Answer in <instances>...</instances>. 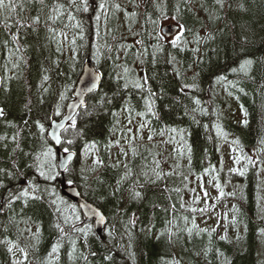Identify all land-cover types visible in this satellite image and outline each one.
<instances>
[{"label":"trees","instance_id":"obj_1","mask_svg":"<svg viewBox=\"0 0 264 264\" xmlns=\"http://www.w3.org/2000/svg\"><path fill=\"white\" fill-rule=\"evenodd\" d=\"M139 1L135 0V3ZM96 2L99 3V0ZM118 2L124 8L128 7L129 13L137 12V16L129 19L124 12H120L116 19L108 21L109 29H117L112 34L116 36L115 40L112 39V35H104L102 18L100 38L97 40V21L93 12L80 15L85 39L77 40L78 52L75 54L67 46L65 47L64 54L58 57L60 61L58 68L52 64V60L57 58L55 44L47 43L45 30L41 26L38 34H33L29 30L30 34L21 41L27 49L26 51L22 49L27 65H22L19 70H11L8 50L2 43L6 33L0 29L2 77L0 106L4 109V116L0 119V136L9 137L7 141H0V168L12 170L14 163L20 167V172L14 178L0 174V180L7 186L6 189H0V203L4 202L7 191L20 189L21 186H26L29 180H36L41 188H54L57 197L62 198L68 205L75 206L80 221L84 225H92V231L86 243L80 238V234H71L77 239V253L73 256L69 255L72 253L69 239H64L59 256L60 264H86L84 260L75 258L79 252L89 256L90 264H174L175 261H179L180 264H264V234L261 231L264 230V218L260 216L256 200L258 183L256 173H254L253 189L247 192V186L239 196H234L233 210L236 217L233 220L229 218L225 220V230L221 229L222 222L212 228H208L207 224L200 225L196 222L200 228H208L209 231L215 228V231L211 232V237L208 233L193 237L181 233V239L175 243H169L165 237L160 236L161 232L170 227L168 221L175 217L179 226L184 228L183 216H188L190 219L194 216L196 220L201 215L200 212L192 213L189 209L180 207L179 197H184L186 187L181 183L179 176L168 178L166 181L169 189L181 188L179 194L174 191L165 192L163 184L145 185L144 188L138 189L143 193V198L132 200L129 180L124 182L119 192L112 195L116 191L117 180L122 175L123 168L111 166L117 161L116 148H112L111 158L108 157L105 148L114 136L111 130L116 118L111 113L119 112L123 106V97L113 98V90L116 88L114 77L120 69L114 67L113 61L108 59L110 54L103 49L100 59L96 57L98 43L103 45L105 40L113 48L117 43L124 42L126 46H131L133 43L130 41L143 40L144 46L152 52V46L157 43L156 36H159V43L162 44L164 51L157 54L155 64L148 62L142 66L138 60L133 62L131 52L127 53V60L129 66L135 68L137 73L143 74L141 67L147 71L151 77L149 84L158 94L156 110L160 120H153V127L160 124L162 129L176 127L185 130V137L192 147L191 173L201 175L207 169L211 171L213 164L220 163L219 146L224 140L215 135L217 123L221 124L228 134H232L231 137L234 136V139L241 141L237 148L241 149L242 146L256 148L264 162V151H262L264 149L262 143L264 141V0H222L223 7H220L216 0H155V3L153 0H143V2L141 0L142 7L138 9L130 0H118ZM155 4H162L166 15L161 16ZM178 6L179 12H177ZM29 14L25 13L26 16ZM147 16H151L157 24H153L146 18ZM165 23L184 25L189 29L184 33V39L189 41L193 38V32L201 37L211 33L214 39L202 40L199 53L192 52L191 49L196 47L193 43H189L184 51H180L172 48L171 43L167 42L169 39L162 35L161 29L164 26L162 28L161 26ZM129 26L132 28L131 32L128 31ZM137 32L140 33L139 36L135 35ZM71 35L72 33L69 32V37ZM139 47L136 46L133 51L138 50ZM170 54L176 56V66L179 67L182 78L175 76L173 64L167 62ZM74 55L75 60L72 59ZM88 58L102 75L99 89L86 99L89 111L91 112L93 105L98 104L97 97L105 93L109 98H113V103L103 111H95L88 116L83 115V107L78 111L80 114L78 126L84 128V139L77 140L74 145L69 146L71 151L77 154L76 159L69 166L72 169L71 173L65 172L63 176L60 174L52 182L44 181L42 178L37 179L38 174L35 169L29 167L32 158L30 155H25V153L34 154L40 148L41 142L35 121L40 120L48 127L49 121L46 117L59 120L64 116L67 105L74 99L78 79ZM124 58L125 53L118 63H123ZM146 59L151 61L152 58L149 55ZM246 59L254 62L247 74L240 69V65ZM42 67L49 69L48 74L51 77L47 93L42 92L39 87ZM9 77L13 78L9 79ZM220 77L226 79L218 82ZM193 79L198 85V90L191 93H187V90L181 92V84L184 82L191 84ZM65 86L69 89L67 92L69 99L64 102L63 115L55 116L59 93L64 91ZM225 93H231L239 102L243 113H247V124H243V127L238 126L235 130L230 127L229 116L225 111ZM131 95L132 103L137 105L138 110H143L140 95ZM196 98L200 99L202 106L207 109V115L191 112V109L196 107L193 103ZM186 111L188 114H185ZM193 115L198 123L193 121ZM120 123L123 126L121 120ZM204 125H208V128L206 129ZM17 132L23 152L13 151L15 144L10 138ZM65 135L71 136V129L67 133L62 132V136ZM146 139L147 137L143 142L137 141L140 152L147 155L144 147L153 148L155 144L157 147L153 148V151L160 153L164 151L160 157L164 161L163 157L168 154V148L157 143L148 146L149 141L145 142ZM49 141L52 143L50 138ZM91 141L97 143L98 152L104 160V167L95 172L90 171L92 162L86 165L83 159V149ZM143 162L137 158L132 163L139 171V165ZM247 167L255 170L251 165ZM182 170L184 175L189 174V164ZM69 179L72 180L71 184L68 183ZM23 181L25 184L22 185ZM64 183L78 187L83 197L97 206L106 216L107 222L101 239L94 230L93 222L86 220L78 206L62 196L61 189ZM221 200L220 198L217 201ZM171 204H176L175 214L171 210ZM60 207L63 208L64 205ZM68 214L72 215L71 210ZM133 214L137 224L132 236L129 237L124 231V225ZM55 219L53 209L47 200L29 201L27 207L17 201L11 209L5 206L0 210V240L18 239L21 246L32 244L34 241L29 239L30 233L23 230L31 227L32 232H35L37 225H40L42 235L38 250L29 249V264H40L59 238L53 227ZM187 227H191V224L189 223ZM231 228L234 229L227 231ZM110 230L113 232L112 237L108 234ZM221 236H226L227 239L221 240ZM7 247L6 244L0 243V264H13L15 259H21L18 251L9 253ZM91 252H95L96 255L91 256ZM108 255L112 256L111 261L103 259Z\"/></svg>","mask_w":264,"mask_h":264},{"label":"snow or ice","instance_id":"obj_2","mask_svg":"<svg viewBox=\"0 0 264 264\" xmlns=\"http://www.w3.org/2000/svg\"><path fill=\"white\" fill-rule=\"evenodd\" d=\"M134 4L135 8H140L141 3H135V0H130ZM143 2V0H142ZM155 3V0H153ZM216 3L223 7L222 0H216ZM156 9L160 12L161 16L166 15L164 7L162 4H155ZM98 10V11H97ZM92 11L95 15V20L97 21L96 27V37L97 40L100 38V21L103 18L104 24V35H112L117 29H109L108 21L110 19L114 20L117 18V14L124 12L125 16L129 19L137 16V12L133 11L129 13L126 8H124L118 0H99V3L96 0H0V29L6 33V38L3 40V47L8 50V61L11 63V70H19L21 66L27 65V60L25 59L23 51H26V47L21 43V41L29 35V30L31 33L38 34L40 27L42 26L45 30L46 36L45 39L48 44H55V52L57 58L52 60V64L55 67H59L60 61L59 56L64 54L65 47L67 46L74 54L78 52L77 40L83 41L84 36V27L80 15ZM177 12H179V6L177 7ZM25 13H30L25 15ZM34 13V14H31ZM148 20H151L153 24H157L156 20H153L151 16L146 17ZM57 25H62V27H57ZM180 33L171 41V47L184 51L186 46L189 43H193L196 47L192 48L194 54L199 53V45L202 40H212L214 37L209 33L206 37H201L198 33L193 32V38L191 41L184 39V33L189 31L184 25H179ZM129 32L132 31L131 26L128 29ZM69 32L72 33L69 37ZM23 33V35H22ZM136 36H139L140 33H135ZM112 39L115 40L116 36L112 35ZM157 43L154 44L152 52H149L148 47L144 46L143 40H136L135 43L131 46H126L123 43H117L115 48L109 45L105 40L103 45L98 43L96 49V57L99 60L102 56L103 51L109 53L108 59L113 61L114 67L119 68L120 71L115 73V82L116 88L113 90V98L117 96L123 97V106L119 112H113L115 119L114 126L112 128V134L115 136L119 133V137L115 140H110L105 148V151L109 158L112 155V148L118 149V157L116 163L112 164V167L123 168V173L117 180L116 191L112 193L115 195L116 192H119L123 187L125 181H131L129 186L130 189V198L132 200H140L143 198V193L138 190L144 188L145 185H157L163 184V190L165 192L174 191L179 194L182 189L179 187L169 189L167 187L166 181L168 178L179 176L181 178V183L187 187L189 181V176L184 175L183 167L181 163L182 160L187 156L189 161V174L191 173V155L192 147L188 143L185 137V130L177 129L176 127H166V128H156L153 129V120L159 121L160 116L156 110V99L157 93L152 90L149 80L151 77L147 74V71L141 67V73H137L136 69L130 67L127 60V53L131 52L133 57V62L136 60L140 61L143 66L145 63L155 64L157 61V54L163 53L164 49L160 41V37L156 36ZM136 45H139V49L133 51L136 48ZM47 46V45H45ZM121 52L125 53V58L123 63H118L121 60ZM151 56V61H148L146 58ZM75 60V55L72 57ZM170 64H173V72L176 77L182 78V73L180 72L179 67H177V58L175 55L169 56L167 61ZM199 62V61H197ZM251 59H246L241 65L240 69L247 74L248 70L253 65ZM48 68L42 67L41 83L39 85L42 92L47 93L51 79ZM13 77H9L12 79ZM99 77H93V81L88 91L92 92L94 89H97L99 86L96 84V80ZM226 77H220L219 81L225 80ZM2 83V81H0ZM234 87V86H233ZM187 90V93H191L198 90V85L193 79V83L189 84L184 82L181 84L180 91L184 92ZM242 90V89H241ZM69 89L67 86L64 87V91L59 93L58 102L55 108V116H62V108L65 106L64 102L69 99L67 92ZM186 93V94H187ZM139 94L140 100L143 102V110H138L137 105L132 103V95ZM163 92H161V95ZM231 95V93H229ZM113 98H109L107 93L97 97L98 104L93 105L91 112L88 109V106L83 100L80 101L78 105L74 107H83V115H91L95 111H103L108 105L113 103ZM41 102H43V96L40 97ZM193 103L196 107L191 109L192 113H200L202 115H207V109L202 106L201 100L196 98L193 100ZM27 107V106H26ZM186 107V106H185ZM185 114H188L187 111ZM80 114H68L64 123H57L49 117L46 119L49 121L48 127L45 126V123L40 120L35 121L36 127L39 133L40 139V148L38 152L34 154L25 153V155H30L32 158V164L29 167L35 169L38 174V178H42L44 181L52 182L57 179L60 175V172L57 170L59 165L57 163L58 155L55 146H60L64 153L67 155V159L64 163V171L71 173L72 169L69 167L71 159L73 157V152L69 146L74 145L77 140L84 139V128L83 126H78V117ZM123 115L126 124L121 125L120 116ZM247 115V113H245ZM4 116V109L0 108V117ZM193 121H196L195 115L192 116ZM27 123V121H25ZM245 125L247 121L244 122ZM207 129L208 125H204ZM49 129H52L50 132ZM71 129V136H62L61 130L64 133H67ZM145 129L148 130L147 140L152 142L157 136L161 137V143L172 144L174 152L175 163L169 166V170H164L162 167L163 161L161 160V153L153 151V148L157 145H153V148L147 146L144 147V152L147 155H144L140 152V145L137 141L143 142L145 137L143 135ZM215 135L218 138H222L225 142H228L229 134L226 132L221 124L217 123L215 125ZM19 133L11 136L12 143L15 144L14 152L20 151L23 152V149L20 147L18 141ZM50 140L53 143H50ZM166 137V138H165ZM9 140L8 136H0V141ZM126 141V143H122ZM233 145L231 151L233 153L237 152V147L240 142L239 140L233 139L230 141ZM264 143V141H262ZM67 145V146H65ZM6 146V145H5ZM84 156L90 158L92 164L90 166V171L95 172L101 167H104V160H102L98 154V145L95 141L87 143V146L84 147ZM264 151V149H262ZM123 157V159H120ZM131 157V161L129 160ZM137 158L144 161L139 165V171L136 167L133 166V163ZM234 163L239 165L243 159H246L248 165L255 166L257 161L252 157L245 158L243 155L233 156ZM213 171L215 169H212ZM83 171V169H82ZM232 172H236L239 175H245L247 169L241 170L240 168L230 169ZM20 172V167L18 164H13V169L8 170L0 168V174H3L6 177L14 178L17 173ZM218 179V177H217ZM202 181V178H201ZM68 183L71 184L72 180L69 179ZM6 185L0 180V189H6ZM214 187L218 189L219 195L217 199L223 198L225 196L224 190L219 183H215ZM201 189L203 198L205 199L204 207H190L192 213L200 212L202 214L207 213L211 208V205L208 203L209 193L206 189H203V184L201 183ZM193 193V204H198L201 196L197 194L196 189H189ZM234 195V194H233ZM180 199V207L185 208V203L182 196ZM47 200L50 206L53 209V213L56 217L53 222V227L58 234V239L56 243L51 247L50 252L47 257L42 259L40 264H60L59 256L62 248V242L65 238L69 239L72 253L70 256H73L77 253V239L74 238L71 234L78 233L80 238H82L85 243L87 242V237L92 231V225H84L80 221V215L77 212L74 205H68L66 201L62 198L56 196L55 189L44 187L41 188V185L36 180H29L27 186H21L20 189H12L6 192L4 202L0 203V210L5 206L9 209L12 208L13 204L17 201L23 203L25 207L28 206L29 201H45ZM64 205V207H60ZM69 210H71L72 215H69ZM171 210L173 214L176 211V204H171ZM182 220L184 221L185 227L181 228L177 223L175 217L172 220H169L170 225L165 231L160 233V236L165 237L169 243H175L181 239V233H185L189 237L194 235H199L202 233H208L211 237V232L215 231L213 228L209 231L208 228H200L196 223L195 217L191 219L188 216H183ZM235 223V221H233ZM191 224V227H187L188 224ZM137 224L135 219V214L129 219V221L124 225V231L132 236L133 229ZM152 227V226H150ZM67 229V231H66ZM143 230V229H142ZM7 231V228H5ZM23 231L29 232L30 237L34 243L26 244L21 246L19 240L16 241L10 239L0 240V243L6 244L7 251L9 253L19 252L21 259H15L13 264H29V249L32 251L38 250L40 243L42 228L40 225H37L36 231L32 232L31 227L25 228ZM264 234V230H261ZM109 236H113V232L109 231ZM221 240H226V236H221ZM131 243V241H130ZM91 256H95V252L90 253ZM134 255V253H130ZM222 255V253H221ZM76 259H82L86 264H90L89 256L85 255L83 252H79V255L75 257ZM108 261L112 260V256L108 255L103 257ZM174 264H180L179 261H175Z\"/></svg>","mask_w":264,"mask_h":264},{"label":"rangeland","instance_id":"obj_3","mask_svg":"<svg viewBox=\"0 0 264 264\" xmlns=\"http://www.w3.org/2000/svg\"><path fill=\"white\" fill-rule=\"evenodd\" d=\"M141 3V0L139 1ZM142 7V3H141ZM127 11L129 10L128 7H126ZM173 23V22H171ZM170 23H165L161 26V28L165 25H168ZM176 37V36H175ZM175 37L169 39L167 42L171 43ZM123 41V40H122ZM136 40L130 41V43H135ZM123 44H125L123 42ZM138 46V45H136ZM121 56H124V53L121 52ZM226 98L224 99L225 102V111H227V115L229 116L228 120L230 121V127L232 130H235L239 127H243L242 125L245 124L244 122L247 121L246 115L243 113V110L239 104V102L228 93H225L224 95ZM225 114V113H224ZM120 120L122 121V124L125 125L126 121L123 117V115L120 116ZM156 128H161V125L158 124L156 127H153L155 130ZM162 129V128H161ZM148 130L145 129L143 135L144 137L148 136ZM228 142H223L220 144V156L221 160L219 164H213L214 171L211 170L205 171L201 175H195V174H186L189 176V181L187 187L185 188L183 201L185 203V208L190 209V207H204L205 206V199L202 195V189H201V183L203 184V189H206L209 193L208 197V203L211 205V208L207 213H204L199 216V218L196 219V222L200 225L207 224L208 228H212L216 225L218 226V223L222 222L221 229H226V223L225 220L227 218L233 220L236 217L234 209L235 201L234 196H239L240 193H242L246 187L248 186L247 192H250L253 189V180H254V173H256L257 176V203L260 209V216L264 218V162L261 159V153L260 155L257 152L256 148H253L252 146L244 147L242 146L241 149L237 148V152L233 153L231 151L233 145L230 143L231 140L234 138L231 137L232 134H229ZM119 137V133L117 135L113 136L111 139L115 140ZM161 138L156 137L154 141L148 142L146 139L145 142H148V146L157 143L159 146H166L168 148V154L164 156L165 159L163 161V168L164 170H169V166L173 165L175 163L174 160V152L172 144H164L161 143ZM240 141V140H239ZM241 142V141H240ZM122 143H126V141H122ZM243 143V140H242ZM166 148V149H167ZM244 150V151H243ZM118 151V149H116ZM162 154L164 153L161 152ZM100 158V153L98 152ZM243 155L245 158L252 157L255 161H257L256 165L253 166L255 170H250L249 167H247L246 159H243L239 165H236L233 160V156H240ZM83 159L86 165H89L91 163L90 158H86L83 154ZM129 160L131 161V157H129ZM184 166H187L189 164V161L187 157L182 160L181 162ZM252 166V165H251ZM233 168H240L241 170H244L245 168L247 171L245 172V175L241 176L236 172L230 171V169ZM218 177V179H217ZM202 178V181H201ZM23 183V182H22ZM215 183H219L221 187L224 190L225 196L221 198L222 200L218 202L217 197L219 195V191L217 188L214 187ZM27 186V184H26ZM189 189H196L197 194H200L201 199L198 204H193V193L189 191ZM234 194V195H233ZM232 227V225H231ZM234 228H231L227 231H232ZM235 232V231H234Z\"/></svg>","mask_w":264,"mask_h":264},{"label":"water","instance_id":"obj_4","mask_svg":"<svg viewBox=\"0 0 264 264\" xmlns=\"http://www.w3.org/2000/svg\"><path fill=\"white\" fill-rule=\"evenodd\" d=\"M179 29H180L179 26H177L175 24H169V25L164 26L162 28L161 32H162L163 36H165L166 38H171V37H174L178 33ZM96 76H98L99 78L95 82L100 87V84L102 81V75L95 68L91 59L88 58L84 64L82 74L78 79L77 86H76V89L74 92V99L71 102H69V104L67 105L64 116L59 120H54L55 122L64 123L68 114H70V113L71 114H77L78 113V111L82 107H74V106L78 105L81 100H83L86 104V99L88 98V96L91 95L93 92H95L97 89H99V87H98L97 89H94L92 92H89L87 90L88 87H90L92 84L93 77H96ZM0 81H2L1 74H0ZM1 84L2 83H0V89H1ZM0 108H2V107L0 106ZM1 118L2 117H0V119ZM49 131L51 132L52 129H49ZM62 132L63 131L61 130V133ZM49 138H50V136H49ZM55 147L57 149V155H58V159H57V163L59 165L58 169L60 171V174L63 176L65 174L64 163L67 159V155H66V153L63 152V150L61 149L60 146L57 145ZM76 155L77 154H75L73 152V157L71 159L70 164L76 159ZM70 164H69V166H70ZM24 183H25V181H23L22 184H24ZM61 192H62L63 197H65L68 201L72 202L73 204H75L79 207V209L81 210V212H82V214L86 220L93 222L94 230H95L96 234L98 235V237L101 239L103 229H104L106 222H107L106 216L104 215V213L97 206H95L93 203H91L85 197H83L80 190L76 186H67L64 183L62 185V191Z\"/></svg>","mask_w":264,"mask_h":264}]
</instances>
